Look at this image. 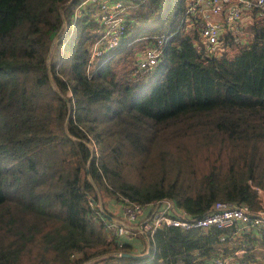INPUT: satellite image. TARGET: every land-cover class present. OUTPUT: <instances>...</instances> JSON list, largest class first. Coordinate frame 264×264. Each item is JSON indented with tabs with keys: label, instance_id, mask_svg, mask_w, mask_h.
<instances>
[{
	"label": "trees",
	"instance_id": "trees-1",
	"mask_svg": "<svg viewBox=\"0 0 264 264\" xmlns=\"http://www.w3.org/2000/svg\"><path fill=\"white\" fill-rule=\"evenodd\" d=\"M83 1L0 0V264H200L223 230L162 226L131 258L117 253L145 243L117 248L103 219L162 199L188 218L258 207L264 17L252 7L212 54L186 0H124L133 23L90 60L103 25ZM156 35L161 57L138 72Z\"/></svg>",
	"mask_w": 264,
	"mask_h": 264
},
{
	"label": "built area",
	"instance_id": "built-area-1",
	"mask_svg": "<svg viewBox=\"0 0 264 264\" xmlns=\"http://www.w3.org/2000/svg\"><path fill=\"white\" fill-rule=\"evenodd\" d=\"M88 1L97 5L93 16L103 25L101 35L93 43L90 57L93 60L104 50L117 46L133 22L127 17L124 0ZM252 7L264 17V0H186L184 20L190 25L193 17H199L201 41L209 52L217 54L225 46V33L229 32L233 41L238 42L240 27L249 20ZM165 40V35H156L152 43L137 52L138 72H146L158 63ZM254 189L256 209L219 201L203 216L188 218L172 200L162 199L145 206L120 205L121 214L104 218L103 225L114 236L117 248L122 246L123 238H128V233H133V238L140 237L141 243H145L143 256L149 253L154 234L162 226L202 231L216 228L223 233L218 234L212 249L200 253V264H264V191ZM98 212L100 217L105 216L102 209Z\"/></svg>",
	"mask_w": 264,
	"mask_h": 264
},
{
	"label": "crops",
	"instance_id": "crops-1",
	"mask_svg": "<svg viewBox=\"0 0 264 264\" xmlns=\"http://www.w3.org/2000/svg\"><path fill=\"white\" fill-rule=\"evenodd\" d=\"M108 211L112 216L118 217L121 214L120 205L114 207V205H108ZM136 238V237H135ZM133 238V233H128V238H123L125 242L133 244L136 248L139 247L138 240Z\"/></svg>",
	"mask_w": 264,
	"mask_h": 264
},
{
	"label": "water",
	"instance_id": "water-1",
	"mask_svg": "<svg viewBox=\"0 0 264 264\" xmlns=\"http://www.w3.org/2000/svg\"><path fill=\"white\" fill-rule=\"evenodd\" d=\"M120 256H123V257H131V258H140V257H143V255L141 254H138V255H135V254H129V253H120Z\"/></svg>",
	"mask_w": 264,
	"mask_h": 264
},
{
	"label": "rangeland",
	"instance_id": "rangeland-1",
	"mask_svg": "<svg viewBox=\"0 0 264 264\" xmlns=\"http://www.w3.org/2000/svg\"><path fill=\"white\" fill-rule=\"evenodd\" d=\"M87 2H89V1L87 0ZM64 96H65V97H68V96H69V93H65ZM99 209H102V210H103V207H102L101 204H99V206H98V210H99Z\"/></svg>",
	"mask_w": 264,
	"mask_h": 264
}]
</instances>
